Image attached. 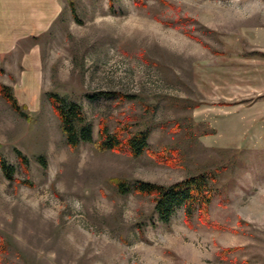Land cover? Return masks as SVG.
<instances>
[{"label": "rangeland", "instance_id": "rangeland-1", "mask_svg": "<svg viewBox=\"0 0 264 264\" xmlns=\"http://www.w3.org/2000/svg\"><path fill=\"white\" fill-rule=\"evenodd\" d=\"M108 1L77 0L76 18L66 11L37 43L28 119L0 99V158L14 169L11 182L0 170V264H264V0ZM179 18L194 22H162ZM49 92L81 104L94 141L101 118L110 131L128 120L132 132L151 129V151L174 149L181 164L93 144L71 151ZM216 168L218 229L196 216L187 227L182 210L162 225L148 198L111 183L170 185Z\"/></svg>", "mask_w": 264, "mask_h": 264}, {"label": "trees", "instance_id": "trees-1", "mask_svg": "<svg viewBox=\"0 0 264 264\" xmlns=\"http://www.w3.org/2000/svg\"><path fill=\"white\" fill-rule=\"evenodd\" d=\"M159 3L171 6L164 0H157ZM109 8L112 9V0L108 1ZM136 6L145 7L144 0H135ZM73 18H76L74 4L69 2ZM167 26L185 27L194 22L192 18H179L175 21H162ZM186 36L199 43L201 39L194 36L189 30L183 28ZM204 45V44H203ZM215 53H220L215 51ZM51 109L57 117L66 146L71 151H77L81 146L93 144L99 152H110L114 154H125L136 159L144 154L150 156L156 162L169 166L178 167L181 164V157L174 149H162L158 153L150 150L149 127L132 132V124L126 121H118L116 127L110 131L107 120L101 118L98 124L97 140H93L92 125L87 120L81 104L70 99L67 95L56 92L48 94ZM118 100L131 99L132 96L116 94ZM0 98L19 116L28 119V111L24 106H20L13 94L12 88L0 83ZM187 107V106H186ZM18 161L22 170L27 173V162L19 151H16ZM39 164L46 169V161L38 159ZM0 170L9 182L14 181V169L10 167L4 158H0ZM221 169L206 170L195 175H191L183 180L170 185H160L156 183L135 180L129 182L124 179H111L113 187L117 193L126 196L134 194L148 198L153 204V212L157 221L162 225H169L178 210H182L183 223L187 227L192 226V220L196 216L199 224L211 228H224L220 224L210 221L209 208L214 197L217 195V184ZM27 185V183L25 182ZM233 252V249H225L221 256Z\"/></svg>", "mask_w": 264, "mask_h": 264}, {"label": "crops", "instance_id": "crops-1", "mask_svg": "<svg viewBox=\"0 0 264 264\" xmlns=\"http://www.w3.org/2000/svg\"><path fill=\"white\" fill-rule=\"evenodd\" d=\"M76 1L0 0V83L12 88L19 105L29 107L39 97L41 57L37 43L66 11L73 17L68 3ZM6 107L0 100L1 114L8 113Z\"/></svg>", "mask_w": 264, "mask_h": 264}]
</instances>
